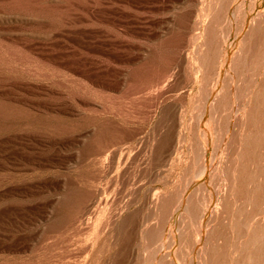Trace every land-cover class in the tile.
<instances>
[{"label":"rangeland","instance_id":"obj_1","mask_svg":"<svg viewBox=\"0 0 264 264\" xmlns=\"http://www.w3.org/2000/svg\"><path fill=\"white\" fill-rule=\"evenodd\" d=\"M239 5L240 0H235L231 10L234 32L240 19ZM205 7L214 18L215 28L221 30L224 0H0V264H49L51 253L61 246L83 244L99 199L110 206L121 200L122 205L132 198V189L142 185L137 199L120 219L129 215L138 220L149 213L142 207L149 188L169 193L183 189L187 152L179 167H167L168 171L155 167L151 175L145 174L149 154L141 143L160 120L158 112L141 96L147 86L156 85L154 80L162 69L174 72L170 62L175 57L181 25ZM187 31L190 38L191 30ZM119 43L129 44L130 49L122 50ZM238 45L239 40L231 38L230 54ZM191 49L186 47L185 53L190 55ZM113 70L123 79L118 91L113 87ZM191 86H183L185 97L181 99L187 123L198 114L192 109L197 84L195 89ZM222 107L216 116L223 125L227 111L224 103ZM210 110L203 119L205 125L210 122ZM115 112L121 120H130L132 126L143 130L124 167L125 176L121 178V167V171L113 169L99 180L98 152L111 150ZM195 180L188 182L185 197L209 194L210 190L213 193L218 187L216 180L208 178V190L202 193L198 188L204 180ZM62 217L65 221L55 228ZM162 218H150L139 233L152 226L157 236L163 226L166 234L171 232L175 238L168 251L177 264H182L177 256L189 250L178 238L184 227L186 232L193 231V224L182 209L167 221ZM120 221L116 244L104 247L95 264H104L107 258L117 262L115 252L128 243L131 234ZM58 241L61 244L56 246ZM150 244L142 253L143 262L148 263L153 255L159 257L154 253L156 244Z\"/></svg>","mask_w":264,"mask_h":264},{"label":"bare ground","instance_id":"obj_2","mask_svg":"<svg viewBox=\"0 0 264 264\" xmlns=\"http://www.w3.org/2000/svg\"><path fill=\"white\" fill-rule=\"evenodd\" d=\"M224 3L225 23L221 30L215 28L208 7L193 12L183 22L175 45V57L170 62L174 72L170 73L169 68L162 69L154 80L156 85L152 83L142 91L141 100L158 112L160 120L153 127L151 136L141 143L149 154L145 174L155 167H179L187 152L189 161H185L183 169L187 182L183 183V189L175 188L177 191L174 192L171 189L169 193L162 189L152 192L153 189L149 188L144 192L142 203L149 213L138 220L128 215L120 221L123 212L137 199L141 184V188L136 187L128 193L132 198L128 197L122 205L121 200L112 202L110 206L106 200L99 199L95 215L88 222L83 244L74 248L61 246L59 251L51 253L49 264H95L104 247L116 244L119 221L123 229L130 231L129 241L115 252L117 262L107 258L104 264H146L141 258L150 243L156 244L154 253H159V257L151 256L147 264H177L168 251L175 241L171 232L166 234L167 230L162 226L163 229L154 236L156 231L152 226L144 227L140 233L139 229L154 216L167 221L179 209L189 216L193 224V231L186 232L184 227L178 238L182 247L189 250V253L177 256L182 264H264V0H240V19L235 32V18L231 15L235 0H224ZM187 30H191L190 38ZM233 37L239 40V45L230 54L229 45ZM119 44L122 50L130 49L129 44ZM188 46H192L190 55L185 53ZM119 75L118 70H113L116 91L123 80ZM195 83L197 91L192 109L198 114L194 121L187 123V110L184 111L181 104L185 97L182 90L183 86L189 85L195 89ZM223 103L224 112H227L222 125L216 113L223 108ZM225 105H228L227 110ZM208 108L211 109V117L205 125L203 119ZM129 121L121 120L118 113L112 120L111 150L98 152L101 163L99 180L113 169L121 171V167L124 169L130 160L133 144L143 129L132 126ZM221 127L222 134L219 133ZM213 135H217V144L209 159ZM102 142L106 148L105 141ZM136 160L137 156L133 158ZM121 172L123 178L126 170ZM208 178L217 181L215 192L210 190L208 195L193 193V196L191 193L192 197H185L188 182L204 180L198 188L202 192ZM64 221L63 217L59 218L54 227L60 228ZM60 244L58 241L56 246Z\"/></svg>","mask_w":264,"mask_h":264}]
</instances>
